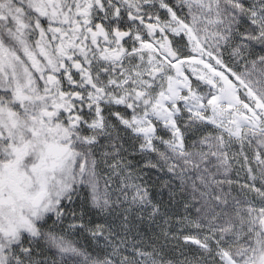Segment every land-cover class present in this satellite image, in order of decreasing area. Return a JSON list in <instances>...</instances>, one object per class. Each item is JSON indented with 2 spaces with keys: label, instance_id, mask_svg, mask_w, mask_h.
<instances>
[{
  "label": "snow or ice",
  "instance_id": "1",
  "mask_svg": "<svg viewBox=\"0 0 264 264\" xmlns=\"http://www.w3.org/2000/svg\"><path fill=\"white\" fill-rule=\"evenodd\" d=\"M0 264H264V0H0Z\"/></svg>",
  "mask_w": 264,
  "mask_h": 264
}]
</instances>
